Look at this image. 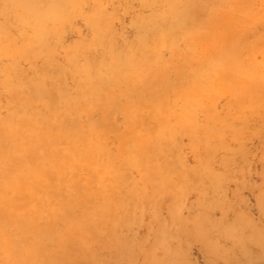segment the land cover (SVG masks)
Returning a JSON list of instances; mask_svg holds the SVG:
<instances>
[{
	"label": "rangeland",
	"instance_id": "1",
	"mask_svg": "<svg viewBox=\"0 0 264 264\" xmlns=\"http://www.w3.org/2000/svg\"><path fill=\"white\" fill-rule=\"evenodd\" d=\"M95 17L107 22L100 34H96L91 22ZM39 21L47 30L43 48L29 41L40 27ZM0 48V127L3 128L1 115L19 118L34 112L49 113L43 95L49 96L45 87L52 79L43 76L44 63L49 60L54 69L65 68L67 52L77 49L91 69V77L96 81L106 77L108 87L120 99L117 106L103 113L94 105L100 103L99 99L84 89L81 69L77 84L69 77H54L57 90L65 92L75 108L68 114L69 125L77 121L83 129L82 136L87 137L80 150L85 157L80 152L71 157L74 172L78 170L75 163H84L92 152L103 155L110 167L102 174L111 177L119 196L128 195L125 205L151 200L153 210H160L159 218L165 219L166 209L174 199L168 193L159 198L155 182L148 176L135 173V179L126 182L129 173L123 161L118 160L121 144L130 135L151 142L152 135L162 132L170 157H178L173 167L181 163L188 174H196L197 164L211 154L215 172L240 179L228 182L224 196L215 204L208 203L209 191L201 194L197 217L212 226L210 230L199 231L190 221L171 232L175 264H264V0H0ZM2 48L13 55L7 57ZM40 50L48 56L41 58ZM111 60L132 67L141 63L146 84L133 94V87L125 84L126 75L101 68L103 62ZM26 99L34 102L27 104ZM134 99H149L138 120L128 114ZM91 104L93 108L86 112V106ZM208 136L212 137L211 145L202 147L201 142ZM50 149L53 154L60 151L55 146ZM44 164L50 167L48 161ZM244 172L246 177L241 179ZM40 182L49 186L46 177H41ZM197 200V196L191 199L194 204ZM89 202L96 206L99 197L91 195ZM83 212L80 214L87 223L71 228V232L65 226L74 213L67 204L41 217V225L50 231L44 250L62 252L66 257L63 264H166V254L158 248L153 233L145 236L141 221L132 220L124 232L112 228L117 212L108 217L103 213L86 217ZM123 214L130 215L124 210ZM144 219L151 224L150 218ZM236 221L252 225L245 226L249 233L245 229L242 232L248 244L240 238H235L234 243L219 231ZM96 224L101 228L95 230ZM60 241L66 247H58ZM228 246L232 247L229 251Z\"/></svg>",
	"mask_w": 264,
	"mask_h": 264
},
{
	"label": "bare ground",
	"instance_id": "2",
	"mask_svg": "<svg viewBox=\"0 0 264 264\" xmlns=\"http://www.w3.org/2000/svg\"><path fill=\"white\" fill-rule=\"evenodd\" d=\"M57 17L58 16H56V18ZM40 21L37 22L40 27L36 28L29 41L30 43L40 44V47L43 48L45 45L44 38L47 30L45 31L44 22ZM91 22L95 28L96 34H100L99 32L106 29L107 22L103 18L95 17L91 20ZM4 48H2V50ZM5 52L7 51H4V53ZM67 53L68 62L65 68L56 70L51 66L49 60H46L44 63L45 75L43 76L48 78L51 76L52 79L48 84L47 81L45 83L47 84L45 89L49 96L45 97L43 95V100L49 110V113L41 115L38 112H34L33 115H23L19 118L15 115H1V119H3V128L0 127L2 128V131L0 132V166H2L0 169V264H63L66 257L64 258L62 252H57L55 250V252L49 253V250L45 249L49 253L47 254L44 250V242L50 231L47 232L46 228L41 225L42 215L54 212L61 204H67L68 207L73 210L75 216L67 218L65 229L70 232L72 231L71 228L87 223L86 218L80 214L82 210H85V213L83 212L84 214H82L86 217L87 215L94 213H103L101 215L106 214L105 217H108V215H114V213L117 212L119 215L116 213L118 216L114 222L116 225H113L112 228H118V230L122 229L124 232H126L128 225L132 220L137 219L141 221V223L145 226V236H152L153 233V236L158 243V248L166 254V259H168L166 264H175L174 257L176 253L172 246L171 232L179 230L180 227L183 228V226H186V224L190 221V223H193L199 231L210 230L209 228H212V226L208 225L202 218L200 219V217H197L199 215H197L198 212L196 209L201 203V194L205 191H209V195L206 196L209 201L208 203L215 204L219 198L221 199L224 196L223 191L225 185L230 181L240 179L239 176L236 178L220 172H215V160H213L214 158L211 154L208 155L209 158L206 161L197 164L199 170L196 174H188L181 163L173 167V163L178 157H170L168 152L169 145L167 144L166 138L162 132L158 135L151 136V142L155 141L152 144L150 141L147 142L142 138H137L135 135H130L127 140L121 144L118 159L123 161V166L125 165L126 167L125 171L126 173H129V175L125 178L126 182L130 179L134 180L135 173L136 175H139V177L148 176L155 182L156 193L159 198L163 199L164 194L168 193L171 194L174 199V201L168 205L166 209L167 217L165 219H160L159 216H161V214L158 213L160 210L158 212L153 210L154 205L151 200L150 202H138L137 204H132L130 206L128 204L125 205L128 195L121 194L123 196H119L116 193L117 186L115 183H112L111 177L102 174V172H105L110 167V164L103 155H93L94 152H92V157L84 159V163H75L78 170L74 172V166L72 167L74 162L71 157L75 152L81 153L80 150L87 143V137L82 136L84 132L77 121H73L75 125H69L70 118L68 114L74 113L75 108L67 99L68 95L65 94V92L60 93L57 90V87H55L56 78L54 77H69L72 79L73 84H77V73L79 74V70L81 69L85 79V83H83L85 86L84 89L93 97L96 96L99 99L100 103L97 102L94 103V105L103 113L108 107L117 106L119 104L120 95L117 92L110 90L108 87L109 80L106 77L102 76L100 81H96L91 77V69L88 68V65L84 62V58H82L77 49H70ZM12 55V51H8L6 53L7 57ZM39 56L44 58L48 56V53L44 50H40ZM137 60H139V58ZM100 66L102 69H105L106 71L108 70L111 73H117L120 76L126 75L125 78L128 82L126 81L127 83L125 84L133 87V94L138 92L141 88V84H146L144 82L146 72L141 70V67L143 66L141 63L132 67L130 64L125 65L120 60H111L109 62H103ZM170 72L172 73V70ZM123 92L124 91L121 93ZM148 100L149 99H147V101L138 100L136 102L134 99L131 101L129 103V116L136 118V120H138L137 118H141L142 110L148 106ZM25 102L27 104H32L34 100L26 99ZM92 106L93 104L86 106V112H88L89 108ZM162 108L164 109V107ZM98 112L99 111H97V113ZM38 115H40V118H38ZM73 115L76 117L75 114ZM151 134H153V131ZM142 136H145V134ZM94 140H96V138ZM211 140V136L206 137L203 140L204 142H201V146H209ZM120 142H122V140ZM54 146L56 149H60V151L56 154L50 152V147L53 148ZM82 157L85 156L82 155ZM110 157L111 156H109V158ZM45 161L49 162L50 167L46 168L44 164ZM242 163L244 164V162ZM241 174V179H244L247 172ZM41 177H46L48 179V187H44V185L41 184ZM152 189L153 188L150 190ZM91 195H97L99 197L100 203L98 205L93 206L89 202V197ZM130 195L134 197V194ZM194 196L199 198L195 204L191 201ZM156 206L160 207L159 204ZM123 210L130 213V215L123 214ZM147 217L150 218L151 221L149 222L151 224H148V222L144 219ZM101 226L102 225L100 224L97 225L95 230L100 229ZM245 226H250L249 228H252V225L249 223H240L236 221L234 223L231 222L226 226H222L219 231L234 243L237 242L235 238H240V241H245L246 244H248V238L242 236L244 229L245 233L246 231L249 233V230L246 229L247 227L245 228ZM229 239H227L228 244H232L229 243L231 242ZM64 244L66 243L60 241L58 247H61ZM231 246L226 247L227 250ZM64 247L66 246L64 245Z\"/></svg>",
	"mask_w": 264,
	"mask_h": 264
}]
</instances>
